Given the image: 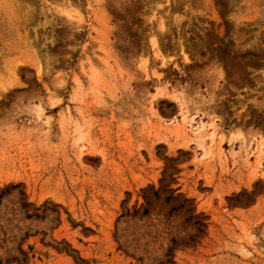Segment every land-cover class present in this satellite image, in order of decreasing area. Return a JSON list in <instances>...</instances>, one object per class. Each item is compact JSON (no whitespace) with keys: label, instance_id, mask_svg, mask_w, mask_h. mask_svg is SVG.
<instances>
[{"label":"rangeland","instance_id":"obj_1","mask_svg":"<svg viewBox=\"0 0 264 264\" xmlns=\"http://www.w3.org/2000/svg\"><path fill=\"white\" fill-rule=\"evenodd\" d=\"M0 264H264V0H0Z\"/></svg>","mask_w":264,"mask_h":264},{"label":"bare ground","instance_id":"obj_2","mask_svg":"<svg viewBox=\"0 0 264 264\" xmlns=\"http://www.w3.org/2000/svg\"><path fill=\"white\" fill-rule=\"evenodd\" d=\"M260 153H261V152L258 151V155H256V161H257V159H259V157H260L259 154H260Z\"/></svg>","mask_w":264,"mask_h":264}]
</instances>
